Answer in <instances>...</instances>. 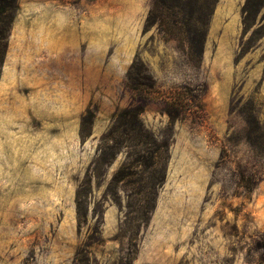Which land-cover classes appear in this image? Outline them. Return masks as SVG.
Listing matches in <instances>:
<instances>
[{
    "label": "rangeland",
    "instance_id": "rangeland-1",
    "mask_svg": "<svg viewBox=\"0 0 264 264\" xmlns=\"http://www.w3.org/2000/svg\"><path fill=\"white\" fill-rule=\"evenodd\" d=\"M153 3L11 6L0 264H264V0Z\"/></svg>",
    "mask_w": 264,
    "mask_h": 264
},
{
    "label": "trees",
    "instance_id": "trees-1",
    "mask_svg": "<svg viewBox=\"0 0 264 264\" xmlns=\"http://www.w3.org/2000/svg\"><path fill=\"white\" fill-rule=\"evenodd\" d=\"M153 1H154V3L152 4V9H150V12L148 14V19L153 18L156 15L155 13L158 11L157 5L155 4V2H157L159 0H153ZM15 2H17V0H0V44L2 47H4V42L7 38L9 26L11 24V20H10L11 14H7V13L11 10V6ZM159 27L161 29L162 26L160 25ZM186 35L187 36L184 40L186 47L188 48V50L190 52H192V53L195 52L200 57V52L202 53V45L204 44L206 34L205 35L203 34V36H201V38H199V40H197L194 37L193 33L190 30L187 31ZM191 60H193V58H191L190 61ZM126 86L128 88H130L134 93H136V95H138L139 100L147 99L148 95L152 92V89H153L152 86H147L148 87L147 89L146 88L143 89L142 87H138L136 85H133L131 80H129V78H127V80H126ZM138 114H139L138 112L135 113V116ZM253 120H254V118H253ZM246 123L249 125L248 122H246ZM261 130H262L261 127L257 125V127L252 131H249V129H248L246 135H247L248 139H251L252 132L255 131L259 135V137H261L262 136L260 134ZM250 145H252L251 147H253V144H250ZM141 215H144V214H141ZM139 221L142 223L145 220H144V218H140Z\"/></svg>",
    "mask_w": 264,
    "mask_h": 264
},
{
    "label": "crops",
    "instance_id": "crops-1",
    "mask_svg": "<svg viewBox=\"0 0 264 264\" xmlns=\"http://www.w3.org/2000/svg\"><path fill=\"white\" fill-rule=\"evenodd\" d=\"M214 14H221V13H217V12H216V13H214ZM225 14H230V13H225Z\"/></svg>",
    "mask_w": 264,
    "mask_h": 264
}]
</instances>
